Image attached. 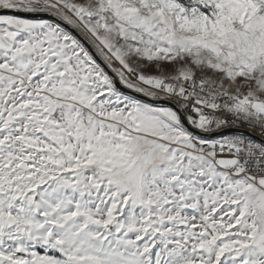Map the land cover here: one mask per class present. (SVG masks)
<instances>
[{
    "label": "snow or ice",
    "instance_id": "obj_1",
    "mask_svg": "<svg viewBox=\"0 0 264 264\" xmlns=\"http://www.w3.org/2000/svg\"><path fill=\"white\" fill-rule=\"evenodd\" d=\"M0 264H264V0H0Z\"/></svg>",
    "mask_w": 264,
    "mask_h": 264
}]
</instances>
